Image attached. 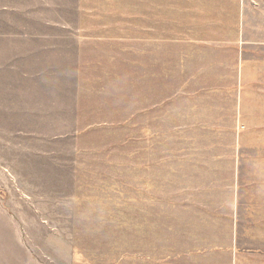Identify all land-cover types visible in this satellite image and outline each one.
<instances>
[{"label":"rangeland","instance_id":"374dc122","mask_svg":"<svg viewBox=\"0 0 264 264\" xmlns=\"http://www.w3.org/2000/svg\"><path fill=\"white\" fill-rule=\"evenodd\" d=\"M235 44L264 58V0H0V264H264Z\"/></svg>","mask_w":264,"mask_h":264},{"label":"crops","instance_id":"0c3cea01","mask_svg":"<svg viewBox=\"0 0 264 264\" xmlns=\"http://www.w3.org/2000/svg\"><path fill=\"white\" fill-rule=\"evenodd\" d=\"M232 51L235 52V57L233 58V61L231 62V72L229 76L222 75L224 77L229 78L230 83L229 86L233 88L232 86L237 85L240 89V86H243L246 84V80H264V58L261 59V57H254L252 61H246L245 56L242 55V53L246 52V46L244 44H235L231 47ZM257 52V51H256ZM260 52V51H258ZM192 64L190 63L189 66L185 64V66H182V62L177 59V81L183 80V85L181 86V91H186V86L192 85L193 80V68ZM206 73L199 70V82L200 84L205 83L206 79L205 76ZM186 80H190L189 83ZM222 80H224L222 78ZM179 85H177L178 88ZM184 87V89H182ZM205 85H203V91ZM236 87V86H235ZM219 91V89H216ZM238 90V89H237ZM240 93V91H239ZM241 99V95H239L238 100ZM240 106H236L235 108H238Z\"/></svg>","mask_w":264,"mask_h":264}]
</instances>
